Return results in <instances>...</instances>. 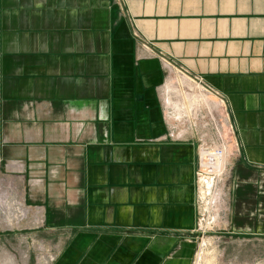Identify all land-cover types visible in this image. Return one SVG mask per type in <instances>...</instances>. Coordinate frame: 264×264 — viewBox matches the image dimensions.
I'll return each instance as SVG.
<instances>
[{"label":"crops","instance_id":"0c3cea01","mask_svg":"<svg viewBox=\"0 0 264 264\" xmlns=\"http://www.w3.org/2000/svg\"><path fill=\"white\" fill-rule=\"evenodd\" d=\"M164 59L224 97L223 232L264 238V0H0V178L30 210L1 262L194 263L201 139L169 136Z\"/></svg>","mask_w":264,"mask_h":264},{"label":"rangeland","instance_id":"374dc122","mask_svg":"<svg viewBox=\"0 0 264 264\" xmlns=\"http://www.w3.org/2000/svg\"><path fill=\"white\" fill-rule=\"evenodd\" d=\"M168 76L169 78H174L173 83L177 86L175 72H168ZM199 89L200 88L196 86L195 93L200 94L199 92L201 90ZM206 105L210 108L217 109L214 108L216 106L212 107L211 104H208V102L204 104V108H202L199 116H196L193 120L194 126H192V124H188L187 122H185L186 124L184 125L179 121H173V124L180 130L184 129L189 132L198 133L201 139L200 145L209 148L222 145L226 147L227 154L224 173L222 175L205 174V182H202V179L200 183V234L199 238H197L198 242L193 264H264V238H248L223 232V212L226 208L228 194V160L234 155L236 151V145L231 140L229 141L230 134L226 128L224 130V138H221L223 141L226 138L227 143L221 142V138L218 136L219 134L216 124L218 120L219 122H222V111L220 112L219 109L210 112ZM214 115L215 119H212V116ZM221 197L223 198L222 200ZM29 211L30 210L28 209L27 215L18 222L13 220L11 216H8L9 218L6 219L5 215L0 213V232L21 231V222L26 221ZM9 240L10 246H12L14 249H10V253L8 252V264H18L23 259L31 260L32 257L35 258L37 264H40L49 258L45 247H43L41 244L39 245L34 243V246L30 245V248L28 245H26L27 241H25L24 247H18L15 244L16 240ZM1 252L2 251L0 249V264H5L3 261L1 262V258L3 260L4 257V255L1 256Z\"/></svg>","mask_w":264,"mask_h":264},{"label":"built area","instance_id":"2783aa9c","mask_svg":"<svg viewBox=\"0 0 264 264\" xmlns=\"http://www.w3.org/2000/svg\"><path fill=\"white\" fill-rule=\"evenodd\" d=\"M163 63L167 67L168 72L173 73V71H171V70L177 69L181 74L189 77L193 82H196L199 85H201L202 89L205 92H207L208 94H210L213 97L216 96L223 101L222 106L218 107L217 109L210 108L207 105L206 106L208 107L207 109H209L210 112H213L215 110L220 109V112L222 111V114L225 115V116L222 115V117H221L222 122L221 121L219 122V120H218L219 124H218V122L216 124V128H217V131L219 134L218 136L220 138L221 137L224 138V135H225L224 130L226 128L228 133L230 134L229 141L231 140L232 142H234L236 145V149H237V143L235 140L234 131H233V128H232V125L230 122V118H229V114H228V111L226 108V103H225L224 97L221 94H219L218 92H216L215 90L211 89L208 85L204 84L203 81L198 76L192 75L188 71H186L182 68H179L178 66H176L174 63H172L168 59L167 60L164 59ZM203 105H204V103L201 104V108H199L197 112L194 111V114L192 115L191 119L188 117L187 118L183 117V118L174 119L171 115L172 113L170 112L171 109L170 108L168 109L165 106V110H166V112H165L166 117L165 118L170 125L169 136L180 138L185 134L184 129L180 130L178 127H176L173 124V122L170 123L169 119H173V121H179L181 124H184V125L186 124L185 122H187L188 124H192V126H194L193 120L195 119L196 116H199L202 108H204ZM205 109H206V107H205ZM212 117H213L212 119H215V115ZM222 138L220 139L221 142L227 143L226 138L224 141ZM206 153L208 155H205ZM218 157H220V158H223V157L226 158L227 157L225 146L218 145V146L209 148V147L200 145L199 153H198L199 166H198V171H197L199 183H201L202 179L205 181V179H206L205 174L222 175L224 173L225 167L222 169V172H220V174H219L214 169H210V168H208V166L207 167L203 166L206 161L211 162L212 164H216ZM225 166H226V164H225ZM11 188H12V185L10 183H7L5 180L0 178V213L5 215L6 219L9 218L8 216H11L13 220L18 222L19 220H22L27 215L28 208L19 199H17L16 196L13 195L14 193L11 191Z\"/></svg>","mask_w":264,"mask_h":264},{"label":"bare ground","instance_id":"6f19581e","mask_svg":"<svg viewBox=\"0 0 264 264\" xmlns=\"http://www.w3.org/2000/svg\"><path fill=\"white\" fill-rule=\"evenodd\" d=\"M171 71L175 72L177 86L173 83L174 78H168L166 84L163 87V98L165 106L171 109L172 117L177 118H190L194 114V111H198L201 107V104H211L212 107L218 108L222 106L223 101L218 97H213L207 92H205L201 85L196 82H193L189 77L181 74L177 69H172ZM198 86L201 90L198 93H195V88ZM214 104V105H213ZM171 118V117H170ZM169 122H173V119H169ZM205 155H208L207 153ZM226 158L218 157L217 163L212 164L211 162H205L204 167L214 169L217 173L220 174L222 169L225 167ZM202 182H205L204 180ZM203 185V184H202ZM208 193V192H207ZM223 198L221 197V200ZM224 203V200H223Z\"/></svg>","mask_w":264,"mask_h":264}]
</instances>
